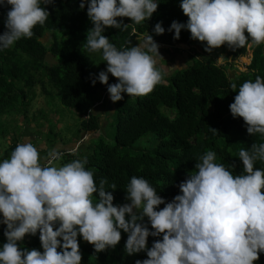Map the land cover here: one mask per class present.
Here are the masks:
<instances>
[{
	"label": "clouds",
	"instance_id": "obj_1",
	"mask_svg": "<svg viewBox=\"0 0 264 264\" xmlns=\"http://www.w3.org/2000/svg\"><path fill=\"white\" fill-rule=\"evenodd\" d=\"M53 3L0 0V7L11 6L4 22L6 31L0 34V51L22 38L31 39L34 27L43 26L50 16L45 6ZM86 5L93 27L86 33L85 47L92 53L102 51L107 64L106 71L91 80L93 86L97 80L107 85L94 109L102 106L106 91L115 103L123 99L122 93L145 96L156 85L167 83L154 55L161 57L159 47L165 51L172 44L142 34L136 38L145 37L142 44L118 50L103 34L108 27H128L117 18H130L134 24L150 20L158 9L156 0H80V9ZM180 8L188 21L171 23L168 30H174V39L187 29L192 40L206 42L208 53L225 44L232 49L247 44L246 51L251 43L264 44V0H181ZM154 32H165L162 22L156 23ZM131 34H136L133 27ZM251 57L252 50L242 72L247 71ZM109 74L118 82L109 84ZM231 88L236 91L237 85ZM229 108L233 118L243 119L249 135L264 137V78L257 75L254 81L243 82ZM62 152L66 151L52 150L42 163L36 146L18 143L10 158L0 162V225L6 226L0 264H82L80 246L94 247L97 253L115 249L122 231L127 233V255L146 252L147 258L135 264H255L264 253V168L255 167L257 161L264 164V142L239 151L240 174H234L235 164L216 163V153L206 151L170 202L147 179L132 176L125 197L130 202L120 205H114L106 179L97 186L95 169H86V158L52 166ZM109 187L116 190L115 184ZM38 232L42 252L21 247L26 235ZM149 236L162 239L149 248Z\"/></svg>",
	"mask_w": 264,
	"mask_h": 264
},
{
	"label": "trees",
	"instance_id": "obj_2",
	"mask_svg": "<svg viewBox=\"0 0 264 264\" xmlns=\"http://www.w3.org/2000/svg\"><path fill=\"white\" fill-rule=\"evenodd\" d=\"M156 2L158 9L150 20L134 24L130 18H117L128 27L124 30L108 27L103 34L118 50L134 46L135 39L146 34L158 42L197 45L201 52L189 55L185 68L173 71L168 77L163 76L167 83L156 85L150 94L129 97L122 93L123 99L113 102V112L105 116L108 123L113 116L115 129L111 140L101 136L102 124L93 110L107 85L97 80L93 86L91 80L100 71H106L107 64L102 60L98 71L89 59L92 52L85 47V40L88 29L93 25L87 16V5L80 9V0H55V3L45 6L50 16L43 26L34 27L31 39L22 38L0 51V117L21 114L22 109L16 108L19 95H25V88H33L46 80L57 90L61 105L77 114L80 131L94 133L90 140L84 141L83 148L62 152V163L86 158V169H95L97 186L101 179L107 180L105 188L112 191L114 205L130 202L125 197L132 176L147 179L156 192L170 202L180 194L179 183L195 171L198 157L209 150L216 153V163L225 167L235 164L234 174H240L243 165L238 158L239 151L250 150L254 142H264L260 134L249 135L243 119L233 118L229 108L243 82L254 81L257 75L264 78V44L253 45L248 37L251 62L246 72L231 77L227 73L231 65L217 66L212 57L214 50L206 52V42L192 40L187 29L181 30L178 40L173 38L174 30H168L171 23L186 24L188 21L180 8L181 0ZM41 6L44 7L43 3ZM10 8V5L0 7V34L6 31L4 22ZM158 22H162L165 29L162 35L154 32ZM132 27L136 34H131ZM245 35L248 36L247 32ZM246 46L232 49L225 44L220 49L234 61L245 55ZM48 54L55 59V64L50 65L46 61ZM114 82H118L117 79L109 74V84ZM233 83L237 85L236 91L231 88ZM41 91L48 94L43 87ZM14 132L16 134L17 130ZM5 134L6 129L0 126L1 138ZM255 167L264 168V164L257 161ZM112 184L116 185L114 191L109 187ZM93 200H98L96 194ZM163 207L162 204L157 210ZM144 223L151 229L147 217ZM5 227L0 226V243L6 242L3 235ZM121 234L122 239L115 249L97 253L94 247L80 246L82 264H135L137 259L147 258L146 252L127 255V233L122 231ZM157 239H162V236H149L148 247L151 248ZM21 247L42 252L39 232L25 238ZM255 264H264V253H260Z\"/></svg>",
	"mask_w": 264,
	"mask_h": 264
},
{
	"label": "rangeland",
	"instance_id": "obj_3",
	"mask_svg": "<svg viewBox=\"0 0 264 264\" xmlns=\"http://www.w3.org/2000/svg\"><path fill=\"white\" fill-rule=\"evenodd\" d=\"M144 38L145 37L139 40L143 41ZM47 40H48V36L45 37V41ZM137 42L138 39H136L134 46H137L136 44ZM186 48L191 52V55H193L194 52L197 50L198 52H201L199 47L196 45H192V47H186ZM176 51L177 53L179 52V50ZM225 55H227V53L220 48L214 49V51L212 52V57L216 59L217 64H221V66L224 65L232 66V68L230 66V68L227 69V73L230 74L231 77H233L238 73L244 71V67L246 68V66L248 65L251 55V49H249V51H246L245 55L241 59L233 62L231 59L226 60L224 58ZM47 56L48 58L46 60L50 63V65H52L53 63L49 61L50 60L49 55ZM89 59L93 67L99 71L103 60L102 53L100 52L92 53L89 56ZM186 59L187 61L189 60V57L187 55H186ZM166 66L167 65H165L162 68H159V70L162 72L163 76L168 77L164 73V72L169 73L170 71L166 68ZM182 66H185V64L181 63L180 66H176L174 64L175 69ZM42 87L48 92L47 95L43 94V92L41 91ZM105 93H106V97H105L106 101L104 100L103 106L106 108L105 110L110 111L112 109V105L110 104L111 102L110 94L108 93V91H106ZM8 108L11 109L10 107ZM16 108L22 109L19 112L21 114H15V116L14 117L11 116L10 119H7L5 115L3 117H0V126H3V128L6 129L5 137L1 138L0 136V143L3 145H5L8 142V141H3L8 136L7 131H10L12 128L15 129V124L18 121L21 122L23 125H28L31 128V130L39 137H41V135H44L45 138L50 137L51 139H57V140L61 139L63 141L67 140V142L69 141L74 142V140L80 139L82 136V131H80L81 124L79 117L77 116V114L74 112L73 109L66 108L61 105L59 97L57 96V90L51 87L46 80L45 82H43V84L37 86L35 84L33 88H25V95L22 96L19 95ZM16 108H12V109L14 110ZM24 109H26L25 113H24ZM114 126L115 125L112 116V119L103 129L101 136L107 137L108 139L111 140L112 136L114 135V129H115ZM91 136L92 137L94 136L93 133L91 134ZM63 164L64 163H62V158H60L59 160L53 161L52 166H62ZM28 236L29 235H26L25 238H27ZM2 245L3 243H0V247H2Z\"/></svg>",
	"mask_w": 264,
	"mask_h": 264
},
{
	"label": "crops",
	"instance_id": "obj_4",
	"mask_svg": "<svg viewBox=\"0 0 264 264\" xmlns=\"http://www.w3.org/2000/svg\"><path fill=\"white\" fill-rule=\"evenodd\" d=\"M141 41L142 40H138V42L136 43L137 46L139 45V43H141ZM142 43H143V41H142ZM176 50H179V52L177 53ZM159 53H160L161 57L158 55H154V59L157 61L156 67L159 69V68H162L165 65H167L166 68L170 71H169V73L164 72L166 75L172 73L175 70H181V69L185 68L186 64H187L186 55L187 56L191 55V52L186 48L185 44L169 45L165 51L161 50L159 47ZM48 55L50 58L49 61H51L54 64L55 60L52 59L50 54H48ZM47 58H48V56H46V59ZM185 61H186V63H185ZM181 63H184L185 66H182V67L175 69L174 64L176 66H180ZM110 104L112 105V109L110 111L105 110L106 108L103 106V104H102V106H99V107L94 109L95 110L94 114L98 115V122H101L102 129H104L106 124H108V121L106 120L107 118H105V116L109 115L113 112V102L111 101ZM6 118L10 119L11 117H9V118L6 117ZM14 130H17L16 134H15ZM7 135L8 136L3 141H8V142L5 145L0 143V162H2L3 159L10 158L11 152L15 149V147L17 146L18 143H28V142L32 143L39 150L41 162L45 163L48 160L49 152H51L52 150H56L57 152H59V151H66L67 152V151L74 150V148H76V149L78 148V150H79V149L83 148L82 143H84V142L80 141V139L83 136H86L85 141L90 140L92 138L91 134H89V133H87V134L82 133L81 138L74 140V142L73 141L67 142V140L63 141L61 139L60 140L51 139L50 137L45 138L44 135H41V137H39L31 130V128L28 125H23L19 121L16 122L15 129L12 128L10 131L7 132ZM0 218H2V217H0ZM1 225H3V224H1Z\"/></svg>",
	"mask_w": 264,
	"mask_h": 264
}]
</instances>
